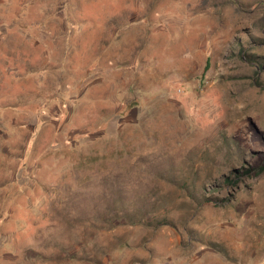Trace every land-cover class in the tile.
<instances>
[{
    "label": "rangeland",
    "instance_id": "374dc122",
    "mask_svg": "<svg viewBox=\"0 0 264 264\" xmlns=\"http://www.w3.org/2000/svg\"><path fill=\"white\" fill-rule=\"evenodd\" d=\"M264 0H0V264H264Z\"/></svg>",
    "mask_w": 264,
    "mask_h": 264
},
{
    "label": "trees",
    "instance_id": "16d2710c",
    "mask_svg": "<svg viewBox=\"0 0 264 264\" xmlns=\"http://www.w3.org/2000/svg\"><path fill=\"white\" fill-rule=\"evenodd\" d=\"M243 175L250 174L252 171H256L257 173H261L264 170V152L260 153L258 156L254 158V162L252 163L251 167L245 168L242 167Z\"/></svg>",
    "mask_w": 264,
    "mask_h": 264
}]
</instances>
